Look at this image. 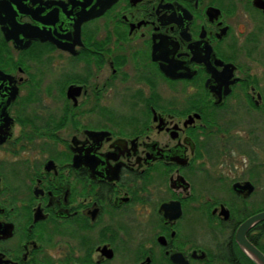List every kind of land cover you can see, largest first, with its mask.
<instances>
[{"label":"flooded vegetation","instance_id":"1","mask_svg":"<svg viewBox=\"0 0 264 264\" xmlns=\"http://www.w3.org/2000/svg\"><path fill=\"white\" fill-rule=\"evenodd\" d=\"M261 212L264 0H0V264H256Z\"/></svg>","mask_w":264,"mask_h":264},{"label":"water","instance_id":"2","mask_svg":"<svg viewBox=\"0 0 264 264\" xmlns=\"http://www.w3.org/2000/svg\"><path fill=\"white\" fill-rule=\"evenodd\" d=\"M262 221H264V212H261L243 222L237 232V241L239 245L256 264H264V254L247 240L246 234L253 226Z\"/></svg>","mask_w":264,"mask_h":264}]
</instances>
